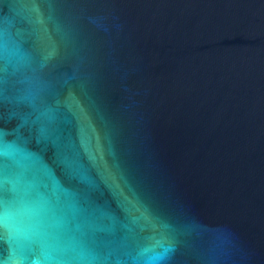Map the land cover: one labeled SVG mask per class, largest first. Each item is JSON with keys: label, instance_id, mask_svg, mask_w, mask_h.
<instances>
[{"label": "water", "instance_id": "1", "mask_svg": "<svg viewBox=\"0 0 264 264\" xmlns=\"http://www.w3.org/2000/svg\"><path fill=\"white\" fill-rule=\"evenodd\" d=\"M0 264H264V0H0Z\"/></svg>", "mask_w": 264, "mask_h": 264}]
</instances>
